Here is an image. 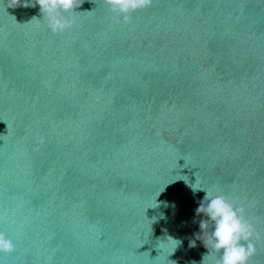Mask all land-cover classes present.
<instances>
[{
  "label": "clouds",
  "instance_id": "9594fccd",
  "mask_svg": "<svg viewBox=\"0 0 264 264\" xmlns=\"http://www.w3.org/2000/svg\"><path fill=\"white\" fill-rule=\"evenodd\" d=\"M20 0H12L11 7H15ZM84 2V0H33L38 4L43 14V21L53 35H60L73 28L76 19L71 14ZM104 3L113 12L118 22L130 23L132 14L149 8L153 0H104ZM25 7L30 6L25 0ZM36 19V18H33ZM193 190H203L205 196L195 210L196 215L204 214L206 219L200 221L201 233L196 234L209 253L215 252V264H252V258L257 253L256 241L260 240L253 219L248 216L244 204H238L228 195L220 194L211 188H202L192 185ZM212 224V231L205 234L208 223ZM204 237V238H202ZM180 243L168 237L166 243ZM164 243V242H162ZM195 246V240L190 241V247ZM15 251V245L8 235L0 231V253ZM209 255V254H208Z\"/></svg>",
  "mask_w": 264,
  "mask_h": 264
}]
</instances>
